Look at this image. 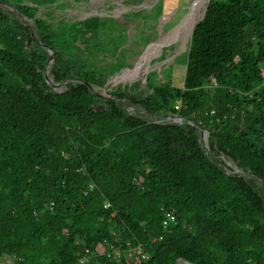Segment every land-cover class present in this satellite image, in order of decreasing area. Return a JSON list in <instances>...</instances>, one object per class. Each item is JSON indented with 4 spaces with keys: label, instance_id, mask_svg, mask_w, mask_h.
Here are the masks:
<instances>
[{
    "label": "trees",
    "instance_id": "obj_1",
    "mask_svg": "<svg viewBox=\"0 0 264 264\" xmlns=\"http://www.w3.org/2000/svg\"><path fill=\"white\" fill-rule=\"evenodd\" d=\"M1 1L34 21L54 50L55 83L78 79L102 89L155 40L165 0L123 18L55 24L40 9L68 2ZM187 58L182 88L149 84L146 98L111 95L150 114L192 119L209 131L212 158L193 126L149 123L83 83L53 91L44 77L48 51L0 9V261L264 264L263 192L227 174L220 160L264 181V0H211ZM168 213L177 224L165 229Z\"/></svg>",
    "mask_w": 264,
    "mask_h": 264
},
{
    "label": "rangeland",
    "instance_id": "obj_2",
    "mask_svg": "<svg viewBox=\"0 0 264 264\" xmlns=\"http://www.w3.org/2000/svg\"><path fill=\"white\" fill-rule=\"evenodd\" d=\"M159 1L161 0H144L141 2L136 0H85L76 4L72 3V0H62L61 3L68 2L65 7L56 6L51 9L41 8L38 16L48 19L54 24L60 21L80 22L92 17L123 18L131 13H137L144 10L150 12ZM194 1L195 0H175L174 2H169L165 0L163 15L157 19V37L151 43L155 45L149 52L145 53L147 47L151 45L149 44L143 50V53L136 62L137 64L142 55H144L141 61L142 64L138 69L140 72L137 78L134 79V81L133 79L130 81L128 80L127 82L124 81V83L116 81L119 74L122 75L124 72H127L126 69H134L136 64H133V66H129L109 77L105 88L98 89V92L104 93L106 91L107 93H111L113 91H122L130 97L146 98L153 93L150 85L161 86L167 83H172V86L182 88L184 85V77L188 61L187 55L192 39L191 35L195 26L202 20L205 6H207L205 1L196 0L199 1V4H197L194 9L191 8L190 10ZM58 4L60 3H56L55 5ZM183 22L185 23L180 26ZM136 23L138 24L140 22L137 21ZM136 23L129 26V33H131L132 29L134 31ZM173 23H175L174 26H172ZM143 30H146V32L149 31L146 26ZM163 44L165 45L163 46ZM129 45L130 44L126 45V47ZM151 47L152 46H150L149 49ZM88 59L91 61H97L99 64L103 61H108L109 63L115 61L112 57L107 56H100L97 60L93 56H88ZM50 78L53 79L51 76ZM70 83L72 82L61 84L60 87L53 88V91L57 93L64 92L68 90V85ZM99 107H101V105H99ZM125 108L130 114L150 120L149 115H147L140 107L135 108L126 106ZM158 121L163 124L173 123L168 120L167 117H160ZM220 160L226 163V168L229 169V172H238L240 176L253 182L255 187L262 191L264 195V184L258 178L252 176L249 172L240 169L237 170L236 164L232 161H226L223 157H221ZM9 263L15 264L13 260L8 257H4L0 261V264Z\"/></svg>",
    "mask_w": 264,
    "mask_h": 264
},
{
    "label": "water",
    "instance_id": "obj_3",
    "mask_svg": "<svg viewBox=\"0 0 264 264\" xmlns=\"http://www.w3.org/2000/svg\"><path fill=\"white\" fill-rule=\"evenodd\" d=\"M195 2H196V0L193 2L192 6L190 7V10H191V8L193 7V5L195 4ZM210 2H211V0H208V2H207V6H206V9H205V12H204V16H203L202 20L204 19L205 15H206V13H207L208 6H209ZM0 9H3L4 11H6V12H8V13H13V14L17 15V17L19 18V20H20L23 24L28 25V26L30 27V31H31V36H32V38H33V39H34L39 45H41L44 49H46V50L48 51V53H49V55H50V59H49L47 65H46V67H45V70H44V77H45L47 83H48L52 88H58V87H60L61 84H64V83H67V82H73L74 84H76V83H83L84 85H86V86L89 87V89L92 91V93H93L95 96H97V97H99V98L106 99V100H114V101H116V102L122 104L123 107H124V109H125L126 111H127V109L125 108L126 106H129V107H135V108L140 107V108L143 109V107H141V106H139V105H133V104H131V102H128V101H124V100H121V99L115 98V97H113V96L111 95V93H107L106 91H105L104 93H99V92H98V89H101V88H99V87H95V86H92V85H90V84H88V83H85V82H83V81H80V80H78V79H69V80L64 81L63 83H55L54 80L50 78V73H51V70H52V68H53V65H54V62H55V57H56L55 52H54V50H52V49H48L47 47H45V46L41 43L39 37L37 36V34H36V32H35L36 30H35V23H34V21H31L30 19L26 18V17H25V16H24V15H23V14H22V13H21V12L15 7V6H13L11 3L4 2V1H1V0H0ZM202 20H201V21H202ZM201 21H200V22H201ZM181 24H182V23H181ZM196 26H197V25H196ZM193 32H194V30H193ZM193 32H192V35H191V36H193ZM152 45H153V44H151V45H149V46L147 47L146 52H147V50L149 49V47L152 46ZM146 52H145V53H146ZM145 53H144V54H145ZM143 56H144V55H142L141 59H140L139 62L136 64V66H135L134 69H132V70H131V69H126V71H136V70L138 69L137 67L139 66V64H140L141 61H142ZM138 75H139V74L136 75V78H137ZM143 110H144V109H143ZM144 111H145V113H146L147 115H149L150 120H146V119H144V118H142V117H140V118L146 120V121L149 122V123L163 124L162 122L158 121V119H159L160 117H167V118H170V119H181V120H182V122H180V123H179V122H178V123H177V122H173L172 124H176V125H180V126H183V125H185V124H188V125H190V126L195 127V128L197 129V131H198V134H199V137H200V143H201V145H202V148L205 150V152H206L208 155L211 156V151H210V148H209V143H208L207 145H205L204 142H203V139H202L203 136H204L205 134H207L208 137H209L210 133H209V131L203 129V128H202L199 124H197L195 121H193V120L190 119V118L184 117V116H182V115H177V114H159V115H154V114H150V113L147 112L146 110H144ZM129 114H130V113H129ZM130 115H132V116H136V115H133V114H130ZM138 117H139V116H138ZM211 158H212V156H211ZM238 169H239V168L237 167V170H238ZM225 171H226L227 174H229V175H232V176H235V177L243 178L242 176L239 175L238 172H229V169H228V168H226ZM260 181L264 184V181H263V180H260ZM176 264H190V263L187 262V261H184V260H179Z\"/></svg>",
    "mask_w": 264,
    "mask_h": 264
},
{
    "label": "built area",
    "instance_id": "obj_4",
    "mask_svg": "<svg viewBox=\"0 0 264 264\" xmlns=\"http://www.w3.org/2000/svg\"><path fill=\"white\" fill-rule=\"evenodd\" d=\"M217 85H214V87H216ZM177 110L181 109V104H178L176 106ZM91 189H93V186H91ZM109 205H106V208H108ZM177 224V218L174 214L168 213L166 219L164 220L163 226L165 229H167L168 227ZM138 255L141 257V259L145 260L147 259V255L144 253V251H142L141 249H139L138 251ZM115 257L120 258L121 257V253L120 252H116ZM88 263V259L85 258L84 260H82V264H87Z\"/></svg>",
    "mask_w": 264,
    "mask_h": 264
},
{
    "label": "bare ground",
    "instance_id": "obj_5",
    "mask_svg": "<svg viewBox=\"0 0 264 264\" xmlns=\"http://www.w3.org/2000/svg\"><path fill=\"white\" fill-rule=\"evenodd\" d=\"M202 1H205V2H206V5H207L208 0H202ZM197 4H199V1H196L192 8L194 9L195 6H196ZM205 9H206V6H205ZM204 12H205V11H204ZM190 17H191V15H190ZM190 17H189V18H190ZM189 18H188V19H189ZM188 19H187V20H188ZM187 20H186V21H187ZM186 21H185V22H186ZM185 22H183L180 26H182ZM195 27H196V26H195ZM194 29H195V28H194ZM156 44H157V43H156ZM154 45H155V44H153L152 47H151L147 52H149V51L153 48ZM164 45H165V44H163V46H164ZM147 52H146V53H147ZM141 64H142V62H141V63L139 64V66L137 67L138 69L140 68ZM138 69H137V70H138ZM137 70H136V71H137ZM131 72H135V71H131ZM119 75H120V74H119ZM116 76H117V75H116ZM131 109L134 110L133 108H131ZM168 120H170V121H172V122H177V123H178V122H179V123L182 122L181 119H170V118H168ZM208 138H209V137H208L207 134H205V135L203 136V138H202V139H203V142H204L205 145H207L206 140H207ZM225 160H226V159H225ZM226 161H227V160H226Z\"/></svg>",
    "mask_w": 264,
    "mask_h": 264
},
{
    "label": "crops",
    "instance_id": "obj_6",
    "mask_svg": "<svg viewBox=\"0 0 264 264\" xmlns=\"http://www.w3.org/2000/svg\"><path fill=\"white\" fill-rule=\"evenodd\" d=\"M170 41V40H169Z\"/></svg>",
    "mask_w": 264,
    "mask_h": 264
}]
</instances>
